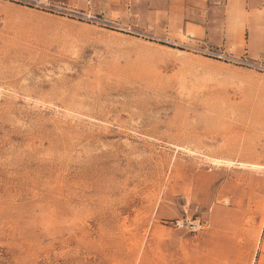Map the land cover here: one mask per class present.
<instances>
[{"label":"rangeland","instance_id":"rangeland-1","mask_svg":"<svg viewBox=\"0 0 264 264\" xmlns=\"http://www.w3.org/2000/svg\"><path fill=\"white\" fill-rule=\"evenodd\" d=\"M207 2L0 0V264H264V71L205 42L264 57Z\"/></svg>","mask_w":264,"mask_h":264},{"label":"crops","instance_id":"crops-1","mask_svg":"<svg viewBox=\"0 0 264 264\" xmlns=\"http://www.w3.org/2000/svg\"><path fill=\"white\" fill-rule=\"evenodd\" d=\"M212 2L218 5L222 3V8L208 7L212 10L221 9L217 17L211 12L207 14L205 36L208 41L214 45L229 42L238 44L243 31L247 55L250 58L255 55L264 57V0H208L207 3ZM226 5H230V9L224 13L223 6Z\"/></svg>","mask_w":264,"mask_h":264},{"label":"built area","instance_id":"built-area-1","mask_svg":"<svg viewBox=\"0 0 264 264\" xmlns=\"http://www.w3.org/2000/svg\"><path fill=\"white\" fill-rule=\"evenodd\" d=\"M12 1L15 3L20 4H26V5H32L44 9H52L54 4L51 3V0H7ZM205 54L211 57L219 58V59H228V60H234L235 62H238L242 65L248 66V67H257L264 71V64L262 62H258L256 60H249L245 56L243 57H237L233 58L228 53H225V50H222L221 47H213L208 45L205 42Z\"/></svg>","mask_w":264,"mask_h":264}]
</instances>
